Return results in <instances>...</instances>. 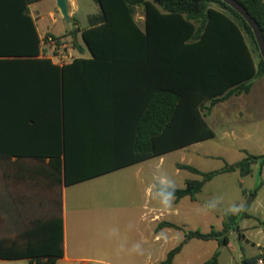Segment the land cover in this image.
Here are the masks:
<instances>
[{
    "label": "trees",
    "instance_id": "1",
    "mask_svg": "<svg viewBox=\"0 0 264 264\" xmlns=\"http://www.w3.org/2000/svg\"><path fill=\"white\" fill-rule=\"evenodd\" d=\"M38 1L42 0H0V96L17 98L2 101L0 113L17 114L20 144L19 149L0 148V159H50L61 172L63 157L67 186L213 139L216 135L205 111L248 93L253 78H264V61L251 27L221 0H94L100 10L88 17V26L79 30L74 23L75 29L69 28L74 49L81 53L87 49L91 57H77L63 65L55 64L44 50L30 11V5ZM237 1L256 20L264 37V0ZM138 7H143V27L135 18ZM79 32L84 46L76 41ZM46 37L47 42L49 37L54 40L48 42V49L55 45L58 50L64 41ZM248 40L258 54V64ZM78 87L84 90L83 96H77ZM78 104L88 105L83 111L124 115L102 120L119 129L127 141L115 165L96 170L73 168L68 131L70 113L80 110ZM245 153L242 160L210 172L178 164V169L201 179L187 181L185 188L156 182L157 196L174 191L177 200L195 199L220 174L238 171L245 177L255 164L264 167V155ZM248 217L246 210L234 215L224 212L220 231L184 230L185 238L163 264H172L191 239L216 240L219 249L228 246L230 234ZM163 226L183 230L173 223ZM242 237L239 231L238 239ZM63 242L61 218L35 221L13 237L0 238V259L56 264L64 256ZM219 249L203 264H220ZM259 260H264V249L244 256L242 264H258Z\"/></svg>",
    "mask_w": 264,
    "mask_h": 264
},
{
    "label": "crops",
    "instance_id": "2",
    "mask_svg": "<svg viewBox=\"0 0 264 264\" xmlns=\"http://www.w3.org/2000/svg\"><path fill=\"white\" fill-rule=\"evenodd\" d=\"M45 1H52L47 4L49 6L48 12L41 9V5ZM69 7L70 17L73 16L72 19L75 20V15L78 16L80 13V6L77 0H69ZM55 9H58L56 0H42L30 5L31 15L41 39L49 33L55 36L62 34V32L56 33L58 16ZM84 14V19L86 20L90 15L97 13L95 11L93 13L86 11ZM247 42L252 50L254 61L258 64V54L254 50L251 41L248 40ZM81 46H84V42ZM68 55L72 59L91 57L87 49L82 53L77 49H69ZM49 56L58 65L71 62H59L60 54L52 53V49ZM55 58L59 61H56ZM75 69L82 68L77 67ZM251 84V89L248 93L232 96L213 106L210 111H205L207 112L205 119L210 127L212 126L211 124L217 126L225 125L238 131L248 129L256 133H264V78L255 77L251 80ZM76 92L78 93L77 96L84 95V90L79 87L76 88ZM8 100L13 102L17 101V98L10 96L4 99L3 96H0V104L2 101ZM206 105L208 106L209 103ZM221 105H229V107H227V110H223L220 117L216 118L214 111ZM76 107L80 108V110H73L70 113L71 127L68 131V149L72 158L71 164L73 168L96 170L115 165L120 158L119 152L125 150L124 145L127 141L120 137L119 129L105 125L102 120L107 117H123L124 115L104 111L98 113L89 110L83 111L82 107L88 108L87 104H78ZM16 121L17 114L13 113V111L5 114L0 113L1 149H19L20 144L17 139L19 127ZM231 132L234 133V131ZM202 142L180 150L189 152L191 147ZM243 151L248 152L246 150ZM152 159L127 165L71 186H67L65 183V160L63 157L61 158V172L60 168L50 159L37 160L18 157L0 159V226H9L6 229L7 232L4 235H0V238L13 237L24 227L35 221L61 218L64 226V256L58 259L56 264H163L168 253L179 245L177 243L172 248L164 246V243H168L164 241H167L170 236V233L166 234L167 232L164 233V231L175 229L164 227L163 224L167 222L183 228L185 226L183 223L165 221L164 214L172 211L176 214L178 213V207L185 205L188 210L193 212V207L189 208L188 204L183 203L187 199L194 203L197 195L195 199L184 197L177 200L174 198L170 208H163L160 203L162 197H158L155 190L156 182L167 184V182H164L166 178L160 175V171H158L162 166V158L159 164L147 165ZM178 164L186 163H176L177 175L182 171L190 172L178 169ZM126 170H129L131 174L128 180L130 184L125 188L126 199L123 205L120 206L115 204L114 199L111 198L109 200V198L104 196L106 188L102 186L101 182ZM191 173L192 178L184 177L185 187L187 181L195 179V174ZM261 173V185L252 199V203H259L258 206L264 200L262 196V191L264 192V167L261 168ZM251 192V190L244 189L245 197ZM101 194L103 195L102 198H100ZM115 211L117 214L122 212L121 215L124 216L125 227L114 226L118 224V217L115 216ZM247 213L250 217L243 218L244 220L252 219L256 216L255 214ZM262 227L264 228V226H248L247 223L239 221V230L234 233L238 237V232H242L243 237L241 240L243 245L245 241L254 236L253 233L257 230L256 234L259 235L260 242L263 241L264 244V229ZM222 228L223 226L220 229ZM175 231L178 232L179 230ZM180 232L183 231L181 230ZM183 234L185 238V233L183 232ZM158 236L161 238L157 239ZM173 238L175 240L176 236ZM136 244L142 246L144 255H139L133 251V247ZM185 245L180 253L176 255L172 264H182L181 262L178 263V257L183 253ZM224 248L226 247L221 249ZM258 248L259 250L256 254L264 249V245L258 246ZM244 256H246V250H244V255L237 257L232 255L224 264H242ZM20 260L25 264L29 262L28 259ZM219 263L223 264L220 255Z\"/></svg>",
    "mask_w": 264,
    "mask_h": 264
},
{
    "label": "rangeland",
    "instance_id": "3",
    "mask_svg": "<svg viewBox=\"0 0 264 264\" xmlns=\"http://www.w3.org/2000/svg\"><path fill=\"white\" fill-rule=\"evenodd\" d=\"M50 2L52 1H45L41 5V9L47 11L49 9V6L47 4ZM77 2L80 6V13L78 14V16L75 15V20L72 19L73 16L71 15V21L73 22V28L71 30L75 29L74 23L77 24L79 30H83L88 26V19H84V13L86 11H88V13H93L94 11L96 13H99L100 10L99 6L93 0H77ZM55 11L58 16V22L56 24L58 28L56 29V33L62 32L61 35L56 37L64 39L63 43H61V47L58 48L57 51H55L57 54H60V61L56 58L55 60L59 62L71 61L72 57H70V55L68 54L69 49H74L72 43L73 38L69 34L70 29L68 23L61 16V13L58 9H55ZM143 17V7H138L136 10L135 18L140 27L144 26ZM46 36L55 35L49 33ZM46 36L43 38V46L47 54H50L51 49H48V47L46 46L48 44ZM77 42L83 45V40L80 32L77 36ZM64 55H67V58L61 59V56ZM227 107H229V105H221L217 107L214 111V115H216V118L220 117L223 110H227ZM211 125L214 132L216 133L215 138L191 147L189 152L177 150L165 154L163 157H161L162 166L158 171H160V175H162L168 181L166 185L174 188H184V177H193L192 173L187 171H182L178 175L176 174L177 170L175 165L179 162L193 165L203 172H210L223 168L225 163H235L237 161H240L246 156V153L243 150H246L254 155H264V133H256L255 131H249L248 129L238 131L235 128L230 129L225 125ZM231 131H234L235 134ZM161 158L159 157L152 159L147 163V165L159 164ZM261 174V168L259 165H254L253 172L245 177H242L238 171L220 174L205 184L203 190L199 194H197L196 201L194 203H191L188 199L187 201H184L183 204H188L189 208H194L193 212L188 210L186 205L179 206L178 213L174 214V212L172 211L170 213L164 214V220L175 223H183L185 225V229L183 227L181 228L183 229L182 231L184 233L185 231L190 230H199L203 233H208L212 229L220 231L222 230L220 228L223 226L224 209L229 204L235 203L243 206V210L241 212L246 210L247 212L256 215L252 219H241L240 221H242L243 223H247L248 226H264V200L262 201L260 206H258L259 203H252V201L250 202V204H248L249 200H251L252 194H249L246 197L244 195V189L254 191L260 185L262 181ZM130 177V171L126 170L102 181V186L106 188V193L104 194V196L109 198V200H111V198L114 199L116 205L122 206L123 202L126 199L125 188L130 184L128 183ZM200 177L201 176L199 175H194L195 179H200ZM262 196L264 199L263 191ZM102 197L103 195L101 194L100 198ZM215 197H222L223 203L216 210L209 211L205 209V203ZM121 213L122 212L117 214V212L115 211V216L118 217V224L114 226L125 227V223L123 221L124 216L121 215ZM8 228L9 226H0V235H4L7 232L6 229ZM173 229L179 230L176 228ZM175 230L167 229L164 231V233L167 232L166 234L170 233L167 241H164L168 242L167 244L164 243V246H166L167 248L175 247V245L177 243H180L184 238L183 232H180L181 230H179L178 232ZM256 232L257 230L254 231V236L245 241V243L241 246L239 242L242 240L238 239V237H236V234L232 232L230 241L231 245L228 244V246H226V248L224 249H219L218 242L216 240L202 241L200 239H191L185 245L183 253L178 257V263L181 262L182 264H203L205 261L209 260L218 249L220 250V259L223 264L232 255L235 257L243 255V250H246L247 257H252L258 252V246L264 245L263 241L260 242L258 238L259 235H257ZM174 236H176L177 240H174ZM0 264L25 263L21 260L12 262L0 260Z\"/></svg>",
    "mask_w": 264,
    "mask_h": 264
},
{
    "label": "water",
    "instance_id": "4",
    "mask_svg": "<svg viewBox=\"0 0 264 264\" xmlns=\"http://www.w3.org/2000/svg\"><path fill=\"white\" fill-rule=\"evenodd\" d=\"M227 5H229L231 8H233L235 11H237L247 22V24L251 27L252 32L254 34L255 40L257 42L261 57L264 61V37L263 32L260 29L259 24L256 22L255 19L250 15L248 10L240 4L237 0H221ZM57 8L59 9L62 17L64 20L68 23V26L70 29L73 28V22L71 21L70 17V7H69V0H56ZM253 196L251 195V200H249L248 204L252 201ZM238 231L239 229L236 228ZM241 240V239H240ZM240 246L242 245V241L239 242ZM244 255V250L242 251Z\"/></svg>",
    "mask_w": 264,
    "mask_h": 264
},
{
    "label": "clouds",
    "instance_id": "5",
    "mask_svg": "<svg viewBox=\"0 0 264 264\" xmlns=\"http://www.w3.org/2000/svg\"><path fill=\"white\" fill-rule=\"evenodd\" d=\"M164 182H168L166 179ZM174 199V191H168L160 200V203L163 208L167 209L171 207L172 201ZM223 203L222 197H215L209 201H207L204 205V208L213 211L216 210L221 204ZM243 210L242 205H238L235 203L229 204L225 209L224 212L226 215H234ZM161 237L158 236L157 239H160ZM133 251H135L139 255H144V249L140 244H136L133 247Z\"/></svg>",
    "mask_w": 264,
    "mask_h": 264
},
{
    "label": "built area",
    "instance_id": "6",
    "mask_svg": "<svg viewBox=\"0 0 264 264\" xmlns=\"http://www.w3.org/2000/svg\"><path fill=\"white\" fill-rule=\"evenodd\" d=\"M48 42L53 43L54 42L53 38L49 37L48 38ZM51 49H52V53L55 52L56 46L55 45H52V48ZM61 58L62 59H65V58H67V55L61 56ZM258 264H264V260H259Z\"/></svg>",
    "mask_w": 264,
    "mask_h": 264
}]
</instances>
